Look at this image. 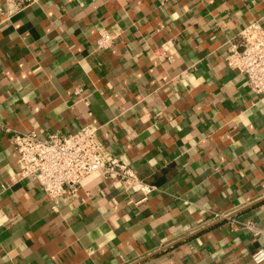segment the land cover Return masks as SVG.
Returning a JSON list of instances; mask_svg holds the SVG:
<instances>
[{"label":"crops","instance_id":"1","mask_svg":"<svg viewBox=\"0 0 264 264\" xmlns=\"http://www.w3.org/2000/svg\"><path fill=\"white\" fill-rule=\"evenodd\" d=\"M20 6L0 0V264H256L264 234L211 215L264 231V97L225 63L264 0ZM100 29L119 39L97 48ZM85 124L152 194L95 171L52 202L13 178L12 131Z\"/></svg>","mask_w":264,"mask_h":264},{"label":"built area","instance_id":"2","mask_svg":"<svg viewBox=\"0 0 264 264\" xmlns=\"http://www.w3.org/2000/svg\"><path fill=\"white\" fill-rule=\"evenodd\" d=\"M4 1L10 4V14L20 10L23 2ZM118 39L119 33L100 29L95 46L106 49ZM225 63L243 73L252 93L264 97V28L257 21H251L239 31V43L230 46ZM1 129L10 130L0 124ZM97 129L95 125L85 124L69 133L50 132L44 137L34 130L12 131L10 143L16 152L18 165L13 178H33L43 195L56 202L67 187L78 185L85 176L99 171L105 177L118 180L126 189L137 187L140 200L146 199L156 185L142 180L128 162L119 158H105ZM211 216L228 218L232 225L239 224L254 234H264L251 221L229 218L228 213L212 211ZM251 259L256 264L263 263L264 247L256 248L251 253Z\"/></svg>","mask_w":264,"mask_h":264}]
</instances>
